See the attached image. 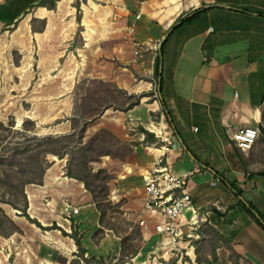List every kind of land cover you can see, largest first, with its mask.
Instances as JSON below:
<instances>
[{"label": "crops", "instance_id": "1", "mask_svg": "<svg viewBox=\"0 0 264 264\" xmlns=\"http://www.w3.org/2000/svg\"><path fill=\"white\" fill-rule=\"evenodd\" d=\"M76 1L0 0V34L16 30L17 48L24 62L34 66L32 92L43 94L36 98L73 100L84 78L111 81L129 93L155 89L156 98L145 96L126 111L107 108L86 129L90 136L105 129L131 147L119 164L104 160L103 165L114 173L116 196L126 198L125 212L137 223L145 220L142 244L135 256H124L122 237L101 224L92 194L77 203L69 196L70 181L84 183L66 175V163L58 160L42 184L26 186L28 213L43 227L18 209L10 214L20 229L0 234L2 264H95L90 258L115 264L121 257L125 264H174L166 236L156 229L162 216L145 209L144 176L160 148L144 143L139 130L151 131L162 111L155 77L159 56L162 96L177 128L176 133L162 112L161 140L174 170L192 171L188 190L197 208L196 216L190 211L183 216V250L196 264H264V225L210 169L233 182L243 193L240 198L264 215V152L256 147L264 138V0H82L81 11ZM180 16L184 19L176 22ZM171 28L160 53V42ZM247 125L261 130L250 154L231 137L233 130ZM71 131L69 121L62 132ZM67 203L80 212L69 214ZM191 217L199 222L191 225ZM55 222L59 228H51ZM208 226L229 244L211 246ZM73 227L80 232L87 262L70 235ZM99 229H104L102 235L96 234Z\"/></svg>", "mask_w": 264, "mask_h": 264}, {"label": "rangeland", "instance_id": "2", "mask_svg": "<svg viewBox=\"0 0 264 264\" xmlns=\"http://www.w3.org/2000/svg\"><path fill=\"white\" fill-rule=\"evenodd\" d=\"M15 32L16 30L14 29L12 34L14 35ZM12 34L8 32L4 35L0 34V120L7 125L13 120L15 126L13 129L4 132V139L0 138V154L7 153L10 147L21 144L27 134H37L39 136L66 134L62 131H64L65 126L71 119H78L79 129L86 118L89 123L91 122L90 119L96 121L102 115L106 105H120L125 101V98L121 95V91L114 82L105 80L106 83H103L100 81L103 79L99 78L82 79L77 84L73 100L70 99L68 101L65 98H36L35 95L43 94H34L32 92L34 82H30L29 74L34 71V66L32 62L28 65V60L24 62V55L17 48V41L13 39ZM149 92H152V99L156 98L155 89ZM157 117V119L154 117L155 125L159 124L162 112ZM27 118L34 121V125L36 126L34 131L24 130L23 123ZM150 128L153 127L150 126ZM96 135H99V137L95 139V148L89 151V153L94 152L96 159L89 162V168L92 173L103 170L100 172L99 178H92L95 182L93 186L97 191L98 199L101 200V207L105 209L101 224L104 227L113 229V231L122 237L123 253L127 255L140 248L142 244L141 226L143 224L141 222L137 223L133 216L130 213H126L122 208L126 202V198L116 196V182L113 180L114 173L109 171L106 164L103 165V161L107 160L113 164H119L120 159H125L132 150L129 144L120 142L118 138L111 136L105 129L95 131L91 136L89 133H85L83 141L87 142ZM260 141L261 143H259ZM260 141L256 144V147L262 146L264 152V138ZM153 147H160V145L153 144ZM254 149L255 146L247 152L250 154ZM99 153L104 154L99 155ZM48 158L52 161V164L58 160H62V163H66L67 170L68 156L60 158L50 154ZM63 159H66V161H63ZM61 162L57 164L60 165L62 164ZM107 176H111V178L109 179ZM67 188L71 192L69 196L73 197L76 203L82 201L84 199L83 196L91 193L85 187V184L80 185L75 181H70ZM119 191L117 190V192ZM3 206L9 216L17 213V209L11 205L3 204ZM17 226L19 227L18 224ZM52 226V228H59L57 222ZM73 231H77L80 234L79 230H75L74 227L71 232ZM102 233H104V229L98 235H102ZM12 259L11 257V261ZM0 264H2L1 261ZM174 264H176V259Z\"/></svg>", "mask_w": 264, "mask_h": 264}, {"label": "trees", "instance_id": "3", "mask_svg": "<svg viewBox=\"0 0 264 264\" xmlns=\"http://www.w3.org/2000/svg\"><path fill=\"white\" fill-rule=\"evenodd\" d=\"M82 0L76 1V6L78 11H81ZM86 1V0H83ZM50 8L55 7V2L53 1ZM184 19V17L180 16L176 22ZM45 23H43V26ZM174 26V25H173ZM172 26V27H173ZM155 76L157 78V84L159 83L160 77V56L157 58L155 65ZM103 83H106L105 80H100ZM79 84V83H78ZM116 84V83H114ZM78 86V85H77ZM118 87V86H117ZM119 88V87H118ZM121 91V95L125 98V101L120 105L108 104L105 106L107 108H114L119 110H129L134 106L141 103V100L145 96H152V92H142V93H129L124 88H119ZM157 99L160 101L162 105V111L168 121V123L174 126V121L171 116L170 110L167 108L164 97L161 96L162 90L156 89ZM152 97L150 98V100ZM99 114V113H98ZM155 116V114H154ZM158 117H156L157 119ZM72 121V131L66 134L58 135V134H49L44 136H39L37 134H27L25 139L21 144L12 146L9 148L8 152H4L0 154V234L4 236H9L15 231L19 230L16 222L9 216L3 204H9L13 208L20 210V214L26 216L30 221L36 223L38 226L43 227V225L36 219L32 218L28 213V196L26 193V186L28 184L37 183L42 184L44 181V175L46 170L52 165V161L48 158L50 154L56 155L60 158L68 156V164L66 175L69 177L76 178L82 181L85 184V187L92 193L94 200L97 203V206L101 212V221L103 219L104 210L101 207L100 201L98 199L97 191L93 186L94 178L100 177V170L96 173H92L89 168V162L96 159V155L93 153H89L92 149L95 148V139L99 137V135L94 136L89 139L87 142H84L85 133L87 129V125L89 123L88 119L83 120L81 127L78 129V119H71ZM15 126L14 121H10L7 125L5 122L0 120V138L4 137V132L13 129ZM34 121L27 118L23 123L24 130H35ZM79 130V131H78ZM139 130L145 134L144 143H148L149 145L157 144L162 145V141L155 135L154 132L140 127ZM107 131V130H105ZM174 131L177 133V128L174 126ZM24 132V131H23ZM111 136L115 137L114 134L107 131ZM264 132V130H263ZM5 138V137H4ZM3 138V139H4ZM120 141V140H119ZM122 142V141H120ZM104 153H99L102 155ZM206 167L209 168L208 164ZM216 177L220 178L228 187L235 190V193L240 202H243L248 209L252 212L253 216L260 221L264 225V215L261 214L253 205L251 201L248 199L241 197L243 195L241 190L236 189L233 182L228 180L222 173H220L215 168H210ZM107 178H111V176H107ZM53 226H51L52 228ZM102 232V229H99L96 234ZM65 234H68L64 230ZM208 241H210L211 246H215V244L220 241L224 244H229V240L223 236L216 228L212 226H208L207 228ZM76 240L79 249V255L87 262L88 259L84 257L85 248L81 242V236L77 231H73L70 234ZM138 250L127 254L129 259L136 255ZM232 256L235 260L240 258V255L237 254L234 250H232ZM216 257V256H215ZM214 257V258H215ZM90 261L95 264H107L103 258H90ZM126 258L121 257L119 262L115 264H125ZM73 264H79V261H75Z\"/></svg>", "mask_w": 264, "mask_h": 264}, {"label": "built area", "instance_id": "4", "mask_svg": "<svg viewBox=\"0 0 264 264\" xmlns=\"http://www.w3.org/2000/svg\"><path fill=\"white\" fill-rule=\"evenodd\" d=\"M138 1L144 3V0ZM139 16L140 14H138ZM159 125L160 123L158 125L153 123L152 126L154 127L151 130L161 140V137H165V132L156 131L155 126ZM260 134L259 127L247 125L233 130L231 137L241 150L248 151L256 143ZM162 142V145L157 147L163 149L162 152L153 160L150 169L144 176L145 209L152 214L157 213L162 216V220L156 225V229L166 236V244L169 245L167 252L171 251V256L176 259V264H196L188 250H183L182 246L184 239L183 216L186 211H190L193 216L197 215V208L194 206L191 193L188 190L192 171L176 172L167 157L168 147L164 141ZM69 206L72 205L67 203L66 211L69 214L80 212V207L72 206V211H69ZM191 221V225L199 222L194 217H191ZM144 223L145 220H141V224ZM188 244L193 247L191 240Z\"/></svg>", "mask_w": 264, "mask_h": 264}, {"label": "water", "instance_id": "5", "mask_svg": "<svg viewBox=\"0 0 264 264\" xmlns=\"http://www.w3.org/2000/svg\"><path fill=\"white\" fill-rule=\"evenodd\" d=\"M171 30H172V28L167 32V34L164 36V38L160 42V46H159L160 53L162 52L163 41L166 38V36L169 35V33L171 32ZM161 72H162V61L160 63V73ZM161 88H162V77L160 76L159 77V83H158V89H159V91H161ZM160 95L162 96V94H160Z\"/></svg>", "mask_w": 264, "mask_h": 264}, {"label": "bare ground", "instance_id": "6", "mask_svg": "<svg viewBox=\"0 0 264 264\" xmlns=\"http://www.w3.org/2000/svg\"><path fill=\"white\" fill-rule=\"evenodd\" d=\"M152 127H154V126H152ZM155 128H156V131L159 132V133H160L161 131H162V132H165V131H164V128L161 126V124H160L159 126H155ZM159 150H160V152H162L163 149H159Z\"/></svg>", "mask_w": 264, "mask_h": 264}]
</instances>
